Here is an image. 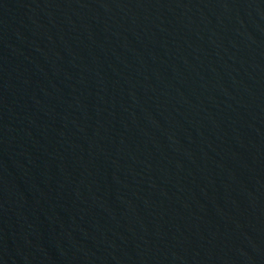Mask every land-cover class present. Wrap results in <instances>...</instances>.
<instances>
[{
    "label": "water",
    "instance_id": "95a60500",
    "mask_svg": "<svg viewBox=\"0 0 264 264\" xmlns=\"http://www.w3.org/2000/svg\"><path fill=\"white\" fill-rule=\"evenodd\" d=\"M0 264H264V0H0Z\"/></svg>",
    "mask_w": 264,
    "mask_h": 264
}]
</instances>
